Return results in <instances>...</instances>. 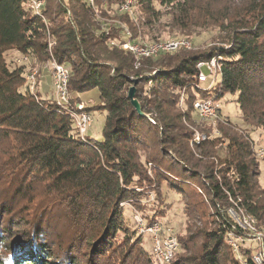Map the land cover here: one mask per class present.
Here are the masks:
<instances>
[{
	"label": "trees",
	"instance_id": "16d2710c",
	"mask_svg": "<svg viewBox=\"0 0 264 264\" xmlns=\"http://www.w3.org/2000/svg\"><path fill=\"white\" fill-rule=\"evenodd\" d=\"M129 1L133 14L121 10ZM46 3L37 14L28 0H0V137L7 142L0 158V264H158L121 206L139 202L148 186L157 190L160 211L170 194L187 201V236L169 264H257L242 245L239 259L229 240L245 238V220L264 235L254 139L264 135V0ZM212 29L217 46L202 51L138 58L120 48ZM50 40L56 61L70 70L69 105L32 91L28 66L5 58L16 52L50 62ZM214 57L221 76L205 90L197 65ZM135 81L144 117L128 98ZM92 91L97 99H84ZM229 94L237 95L241 122L223 118L219 106V135L212 136L194 104H219ZM76 104L91 115L105 113L100 139L79 134L69 114ZM196 130L208 138L193 142ZM160 211L146 217L149 225L161 223Z\"/></svg>",
	"mask_w": 264,
	"mask_h": 264
},
{
	"label": "rangeland",
	"instance_id": "374dc122",
	"mask_svg": "<svg viewBox=\"0 0 264 264\" xmlns=\"http://www.w3.org/2000/svg\"><path fill=\"white\" fill-rule=\"evenodd\" d=\"M45 3L43 5V9L46 7V0H43ZM129 4V2H128ZM127 4V5H128ZM130 5V4H129ZM126 6V5H124ZM123 6V7H124ZM121 8L123 11L124 8ZM129 13L133 14L131 7L129 6ZM219 36V32L216 29L207 30V31H197L195 34L190 35V37L182 36L179 34H175L172 38L169 37L167 34L162 35V42H169L173 40H181L186 39L192 42L194 51H202L205 49H209L211 47L217 46L215 38ZM52 41V40H50ZM151 44V43H145ZM159 56V55H158ZM7 62L12 65L13 63L16 65L26 64L28 66V75L35 74V79L32 82H28L32 91H41L42 97L45 99H50L56 97L55 96V88L53 83V68L51 62L44 61L41 64L39 62H34L27 57L20 56L16 52H8L6 54ZM208 73L207 71H205ZM209 85L208 83L201 84L202 88L207 89ZM98 92L92 91L84 96L85 98L89 99H97ZM237 95H226L222 100L219 101L221 116L223 118H228L234 124H239L241 122L240 119V111L236 104ZM198 120L207 121L201 119L195 111ZM93 123L92 127L88 130V136L92 138H101V133L105 123V113H95L92 115ZM210 126L214 129L219 121L216 122H209ZM218 131L215 129L212 136H217L216 134ZM197 135H202L200 131L195 132ZM209 135V134H208ZM254 139L259 142L264 143V135L261 138H258L257 135H254ZM257 144V145H258ZM7 142L5 139L0 137V158L3 155V151L6 150ZM2 152V153H1ZM151 150H146L144 152V157L148 158L151 154ZM260 183L264 187V160L260 161ZM140 193L143 195L140 197L139 202H125L121 204L122 208L125 209V219L127 221V225L136 235V238H141V242L143 247L153 253L154 244L153 239L147 230L151 225L148 224L146 217H150L153 215H158L160 211L158 208L159 203H157V190L154 189V186H148L145 190H139ZM170 200L172 201L170 205H164L162 212L159 216L162 217L159 223L163 228V239L167 240L170 238L177 239L178 249L176 253L181 254L182 248L180 245V238L187 236V217L185 215V208L187 201L184 198H180L176 194H170ZM139 204L140 206L137 207L135 204ZM242 225L245 227L246 236L243 240H239L237 242L236 239L229 240V245L234 250L235 254L239 259L241 256L239 255V245L250 249L253 253L254 260L257 264H262L264 261V235L258 232L255 227L254 221H244ZM121 240H118L117 243H120ZM239 243V244H238ZM155 258V257H154Z\"/></svg>",
	"mask_w": 264,
	"mask_h": 264
},
{
	"label": "built area",
	"instance_id": "2783aa9c",
	"mask_svg": "<svg viewBox=\"0 0 264 264\" xmlns=\"http://www.w3.org/2000/svg\"><path fill=\"white\" fill-rule=\"evenodd\" d=\"M94 0H90L93 3ZM30 8L37 14H40L44 1L43 0H28ZM131 1H129V4ZM129 4L124 6V10L129 11ZM56 44L54 42L49 43V51L51 56V64L53 68V83L55 88V100L60 105H69V81L70 70L65 66L59 64L53 53L52 49ZM193 44L186 39L173 40L169 42L151 43V44H137L128 42L120 46L124 50L131 51L136 57L149 58L156 57L162 53H175L178 49L183 48L186 50H192ZM199 71L198 80L201 84L208 83L207 89H211L214 84L220 79L221 76V60L217 57L212 58L209 61L200 62L197 65ZM207 71L208 73H206ZM35 74L27 75V81L30 83L34 81ZM194 109L198 116L209 122L220 121L219 104L211 99L198 100L194 104ZM70 116L74 119L79 134L83 137L87 134L88 130L92 127L93 117L90 113L85 111L84 104H76L69 110ZM219 135V132L216 134ZM208 138L207 134L197 135L195 134L193 142H201ZM193 142L191 145H193ZM255 152L257 158L261 161L264 160V143H260L255 146ZM236 220H238L235 217ZM247 221V220H245ZM242 225V223H240ZM243 226V225H242ZM153 239L154 249L153 255L158 264H169L174 258L175 252L178 249L177 239H163V228L159 223L151 225L147 230Z\"/></svg>",
	"mask_w": 264,
	"mask_h": 264
},
{
	"label": "water",
	"instance_id": "95a60500",
	"mask_svg": "<svg viewBox=\"0 0 264 264\" xmlns=\"http://www.w3.org/2000/svg\"><path fill=\"white\" fill-rule=\"evenodd\" d=\"M137 81L134 82V86H132L128 91V98L131 101V105L134 108V110L142 117L145 116V114L142 111L141 105L139 101L136 98L137 89H136Z\"/></svg>",
	"mask_w": 264,
	"mask_h": 264
},
{
	"label": "crops",
	"instance_id": "0c3cea01",
	"mask_svg": "<svg viewBox=\"0 0 264 264\" xmlns=\"http://www.w3.org/2000/svg\"><path fill=\"white\" fill-rule=\"evenodd\" d=\"M263 137V136H262Z\"/></svg>",
	"mask_w": 264,
	"mask_h": 264
}]
</instances>
